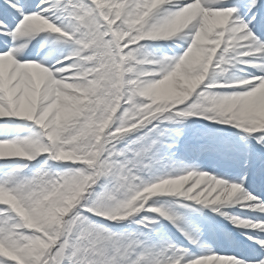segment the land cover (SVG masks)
Wrapping results in <instances>:
<instances>
[{
  "label": "snow or ice",
  "instance_id": "1",
  "mask_svg": "<svg viewBox=\"0 0 264 264\" xmlns=\"http://www.w3.org/2000/svg\"><path fill=\"white\" fill-rule=\"evenodd\" d=\"M0 264H264V0H0Z\"/></svg>",
  "mask_w": 264,
  "mask_h": 264
}]
</instances>
